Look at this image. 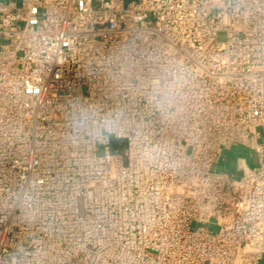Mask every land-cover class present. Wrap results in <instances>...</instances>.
<instances>
[{"label": "built area", "instance_id": "built-area-1", "mask_svg": "<svg viewBox=\"0 0 264 264\" xmlns=\"http://www.w3.org/2000/svg\"><path fill=\"white\" fill-rule=\"evenodd\" d=\"M0 264H264V0H0Z\"/></svg>", "mask_w": 264, "mask_h": 264}, {"label": "rangeland", "instance_id": "rangeland-1", "mask_svg": "<svg viewBox=\"0 0 264 264\" xmlns=\"http://www.w3.org/2000/svg\"><path fill=\"white\" fill-rule=\"evenodd\" d=\"M5 1V0H3ZM238 151H240V154L242 157H245L247 160V164L249 167H254L257 165V156H255L254 154H252V152H250L248 149L246 148H242V149H238ZM236 153H232L228 152L226 155V162L224 164L221 165L222 169H227L229 171H234L236 169ZM216 232V229H212V233Z\"/></svg>", "mask_w": 264, "mask_h": 264}, {"label": "trees", "instance_id": "trees-1", "mask_svg": "<svg viewBox=\"0 0 264 264\" xmlns=\"http://www.w3.org/2000/svg\"><path fill=\"white\" fill-rule=\"evenodd\" d=\"M118 147H120V146L117 145L116 147H114V150L115 151L119 150ZM121 148H122V146H121Z\"/></svg>", "mask_w": 264, "mask_h": 264}]
</instances>
